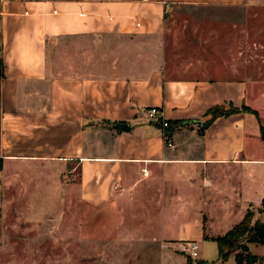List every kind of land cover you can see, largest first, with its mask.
Here are the masks:
<instances>
[{"label":"crops","instance_id":"obj_1","mask_svg":"<svg viewBox=\"0 0 264 264\" xmlns=\"http://www.w3.org/2000/svg\"><path fill=\"white\" fill-rule=\"evenodd\" d=\"M257 4L264 0H2L0 177L9 164L78 171L80 199L95 208L113 206L122 190L158 184L163 237L199 241L207 227L215 238L225 235L264 201L263 72L249 77L247 58L229 52L216 69L193 64L176 78L166 67L163 36L171 6ZM65 36L92 38L93 67H82L84 41L73 48L78 64L70 57L81 67L52 73L51 42ZM112 36L119 42L106 41ZM153 107L169 123L172 148L162 124L145 115ZM215 108L237 113L205 126ZM164 249L163 264H186L184 255Z\"/></svg>","mask_w":264,"mask_h":264},{"label":"rangeland","instance_id":"obj_2","mask_svg":"<svg viewBox=\"0 0 264 264\" xmlns=\"http://www.w3.org/2000/svg\"><path fill=\"white\" fill-rule=\"evenodd\" d=\"M81 39L65 36L51 42L49 67L54 75L62 77L65 68L81 67L70 57L78 64L79 53L73 48H80L84 41L88 57L82 67L94 66L93 40ZM105 39L110 44L119 42L116 36ZM110 44L103 47L106 53L111 52ZM163 49L166 67L176 78L191 72L194 65L208 63L216 69L229 52L247 58L249 77L259 71L264 76V4L171 6ZM103 59L104 67H110V57ZM1 169L0 264H163L164 246L184 255L186 264H237L234 255L227 262L219 259L216 243L210 242L215 236L208 227L199 241L163 237L165 222L160 216L164 199L158 184L141 191L122 190L113 206L95 208L80 199L78 171L70 175L59 165L46 162L9 164ZM252 212V226L264 222L263 204ZM202 240L208 241L203 261ZM191 242L200 246L199 259L193 262L188 251ZM249 250L263 258L258 264H264L263 245H249Z\"/></svg>","mask_w":264,"mask_h":264},{"label":"trees","instance_id":"obj_3","mask_svg":"<svg viewBox=\"0 0 264 264\" xmlns=\"http://www.w3.org/2000/svg\"><path fill=\"white\" fill-rule=\"evenodd\" d=\"M5 77V63L0 59V85L2 79ZM249 113L254 114L258 119L257 112L248 108ZM237 110L234 108L228 111L221 108H215L211 111L212 120L205 126H208L212 121L220 117H228ZM261 138L264 142V127L260 126ZM264 206V201H263ZM254 212L250 211L242 222L236 225L233 229L228 231L225 235L215 238L213 241L218 246L219 259L222 262H227L232 255L237 264H258L262 263L263 258L256 256L249 250V245H263L264 246V222H256L253 226L251 222L254 219ZM253 228V230H252ZM240 251V252H239ZM193 262L192 258L190 257Z\"/></svg>","mask_w":264,"mask_h":264},{"label":"built area","instance_id":"obj_4","mask_svg":"<svg viewBox=\"0 0 264 264\" xmlns=\"http://www.w3.org/2000/svg\"><path fill=\"white\" fill-rule=\"evenodd\" d=\"M145 115L147 119H149L150 121L162 124L163 128L165 129V132L163 133V139L167 147L172 148L173 144L170 139V134L168 131H166V129L169 128V123L166 121H162L161 110L159 108L153 107L147 110ZM188 251H189V256L192 258L193 261H197L199 259L200 247L198 243L195 242L189 243Z\"/></svg>","mask_w":264,"mask_h":264},{"label":"water","instance_id":"obj_5","mask_svg":"<svg viewBox=\"0 0 264 264\" xmlns=\"http://www.w3.org/2000/svg\"><path fill=\"white\" fill-rule=\"evenodd\" d=\"M119 129L128 131L129 127L127 125H120ZM252 230H253V228H252Z\"/></svg>","mask_w":264,"mask_h":264}]
</instances>
